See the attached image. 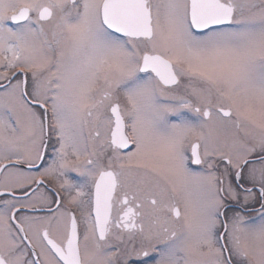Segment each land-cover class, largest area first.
Listing matches in <instances>:
<instances>
[{
	"label": "snow or ice",
	"instance_id": "obj_1",
	"mask_svg": "<svg viewBox=\"0 0 264 264\" xmlns=\"http://www.w3.org/2000/svg\"><path fill=\"white\" fill-rule=\"evenodd\" d=\"M0 264H264V0H0Z\"/></svg>",
	"mask_w": 264,
	"mask_h": 264
}]
</instances>
